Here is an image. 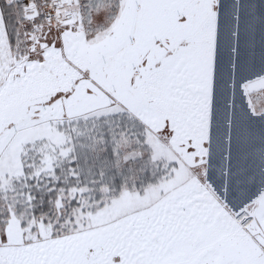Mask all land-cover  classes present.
<instances>
[{"label": "snow or ice", "instance_id": "obj_1", "mask_svg": "<svg viewBox=\"0 0 264 264\" xmlns=\"http://www.w3.org/2000/svg\"><path fill=\"white\" fill-rule=\"evenodd\" d=\"M0 264H264V0H0Z\"/></svg>", "mask_w": 264, "mask_h": 264}]
</instances>
